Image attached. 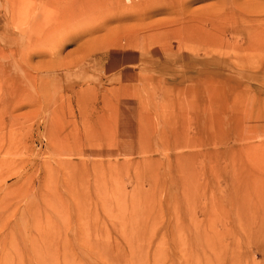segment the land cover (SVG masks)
I'll use <instances>...</instances> for the list:
<instances>
[{"label":"rangeland","instance_id":"obj_1","mask_svg":"<svg viewBox=\"0 0 264 264\" xmlns=\"http://www.w3.org/2000/svg\"><path fill=\"white\" fill-rule=\"evenodd\" d=\"M150 1L0 0V264H264V0Z\"/></svg>","mask_w":264,"mask_h":264},{"label":"bare ground","instance_id":"obj_2","mask_svg":"<svg viewBox=\"0 0 264 264\" xmlns=\"http://www.w3.org/2000/svg\"><path fill=\"white\" fill-rule=\"evenodd\" d=\"M18 1V0H17ZM20 1V0H19ZM53 1V0H52ZM72 2H73V5H80L79 7L81 8L80 10H81V13H83L84 12V10L85 9H93V7H95V9L99 12V15H102V16H109V15H116L117 13H120V14H122L123 16H126V15H128V16H130V17H132V20L133 21H135V22H137L138 24H139V26L140 27H144V28H146V25H145V22H146V20H148V17L152 14V12H153V10H154V8H155V6L153 5V4H151V3H153V1L151 2L150 0H71ZM14 2V1H13ZM13 2H12V4H13ZM29 2V1H28ZM28 2L26 3H23L24 5L25 4H28ZM185 2V1H184ZM42 3V2H41ZM54 3V2H53ZM20 4V3H19ZM21 5V6H23L24 7V5ZM41 5V4H40ZM91 5H93V7H88V6H91ZM158 5V4H157ZM174 5H176V6H179V4L177 3V2H174V3H170V4H165L164 6H169V7H171V10H169L168 9V11H167V13H169V15H172V14H174L176 17H174V18H177V16H179V15H181L182 13V11H180L179 12V9L177 10L176 9V7H173ZM20 6V5H19ZM33 6L34 5H32V3H29L26 7H24L23 9H21V11H22V14H24L25 15V19L27 20V18H29V19H32V18H30L31 17V13H33V12H31L32 11V8H33ZM39 6V5H38ZM162 6V5H161ZM65 7V6H64ZM19 8H21V7H19ZM34 8H35V6H34ZM39 8V7H38ZM37 8V9H38ZM41 8V7H40ZM43 8V7H42ZM158 8V7H157ZM46 9H48L47 7H46ZM51 9V8H50ZM76 9V8H75ZM44 10V9H43ZM39 11V10H38ZM41 11V10H40ZM46 11V10H45ZM45 11H44V13H45ZM49 11V10H48ZM48 11H47V13H48ZM58 11V10H57ZM67 11H69V12H71V10H66V13H67ZM184 11V10H183ZM56 11H54V13H55ZM62 12V11H61ZM80 12V11H79ZM44 13H42V14H44ZM51 14H52V11L50 12ZM184 13H185V11H184ZM19 14H20V12H19ZM55 14H58V12H56ZM55 14H52V15H54L55 17H56V15ZM84 14V13H83ZM40 15V14H39ZM49 15V14H48ZM82 15V14H81ZM37 16V15H36ZM46 16V15H45ZM53 16V17H54ZM68 16H69V14H68ZM39 17H42V15L41 16H39ZM47 17H49L50 18V15L49 16H47ZM184 17H185V15H184ZM191 16H189V18H190ZM36 18H38V17H36ZM35 18V19H36ZM65 18V17H64ZM70 18H71V16H70ZM188 18V17H187ZM28 19V20H29ZM34 19V18H33ZM39 19V18H38ZM43 19H44V17H43ZM42 19V20H43ZM46 19H48V18H46ZM180 19V18H179ZM178 18H177V22H178V24H175L174 25V30H173V34L174 35H179V32L181 31V29H182V24L184 25V23H188V21L185 19V20H183V21H181V20H179ZM53 20V19H52ZM52 20H50L51 22H52ZM193 20V19H192ZM34 21V20H33ZM45 20H43V22H44ZM191 21V20H190ZM196 21V20H195ZM195 21H193V22H195ZM32 22V21H31ZM35 22H37V21H35ZM46 22H48V20L46 21ZM60 22V21H59ZM58 22V18H54V24H55V27L56 28H60V23ZM258 22V21H257ZM66 23V22H65ZM143 24V25H142ZM37 26V24H34V26ZM41 25H42V21H41ZM43 25H44V23H43ZM45 25L46 26H49L48 24H46L45 23ZM135 25V24H134ZM139 26H137V28L139 27ZM41 27V26H40ZM43 27H45V26H43ZM49 27H51V26H49ZM150 27V26H149ZM155 27V26H154ZM37 28H39L38 26H37ZM48 28V27H47ZM50 29V28H49ZM81 29H83L82 28V26H81ZM139 29V28H138ZM35 30H36V28H35ZM41 30V29H40ZM37 31L38 32V36L40 37V34H42L41 33V31ZM64 30V29H63ZM126 30V29H125ZM159 30V28H157V31ZM163 30V29H162ZM52 31V30H51ZM160 31H161V29H160ZM43 32V31H42ZM49 32V31H48ZM47 32V33H48ZM62 32V31H61ZM159 32V31H158ZM83 33V32H82ZM64 34V33H63ZM37 35V34H36ZM49 35V34H48ZM61 35H62V33H61ZM37 36V37H38ZM52 36V35H51ZM66 36V35H65ZM39 37H38V40H40L39 39ZM48 37V36H47ZM53 37V36H52ZM67 38H68V36H66ZM196 37V36H195ZM178 38H179V36H178ZM59 39V38H58ZM191 39V38H190ZM198 39V38H197ZM36 42V41H35ZM186 42V41H185ZM209 42V41H208ZM62 43H67V41L66 42H63V40H62ZM95 43V42H94ZM182 43V42H181ZM184 43V42H183ZM193 43V42H192ZM196 43V42H195ZM194 43V44H195ZM193 44V45H194ZM196 46V45H195ZM210 47V46H209ZM84 59H86V58H84ZM78 61V60H77ZM72 65V64H71ZM70 67V66H69Z\"/></svg>","mask_w":264,"mask_h":264}]
</instances>
